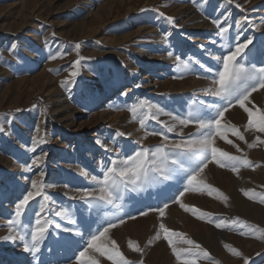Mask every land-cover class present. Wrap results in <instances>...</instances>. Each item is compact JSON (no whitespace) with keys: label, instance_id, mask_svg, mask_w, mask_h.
<instances>
[{"label":"rangeland","instance_id":"rangeland-1","mask_svg":"<svg viewBox=\"0 0 264 264\" xmlns=\"http://www.w3.org/2000/svg\"><path fill=\"white\" fill-rule=\"evenodd\" d=\"M167 16L175 18V25ZM218 24L229 28L225 38L218 35ZM246 38L257 49L264 45V0H0V128L4 129L0 132V264H33V254L24 250L20 239L15 245L2 239L30 231L27 225L18 231L7 224L15 203L32 190L31 181L44 183L50 197L48 202L39 197L30 201V216L40 215L39 200L46 206L40 218L53 221L39 254L43 264H77L76 254L90 239L87 225L95 233L120 218L125 223L111 229L108 239L117 242L132 264H182V260L245 264V258L248 264H264V231L258 230H264V203L260 202L264 198V133L248 126L247 113L238 105L221 121L232 143L215 138L216 147L249 161L247 165L241 161L238 173L211 162L198 177L203 183L187 191V177L179 174L163 184L129 189L122 201L99 209L96 200L81 199L83 189L99 195L92 177H101L111 161L198 135L195 123L181 125L174 117L188 118L192 113L209 118L203 106L222 102L205 90L213 86L229 39L245 42ZM61 53L62 59L51 58ZM150 55L152 62L145 63ZM177 56L191 58L189 67H183ZM80 57L79 74L72 77ZM246 103L253 110L264 109V89L254 92ZM149 104L156 107L149 110ZM133 107L135 116L130 111ZM153 115L158 119H152ZM142 119L146 127H141ZM166 125L174 131L167 132ZM232 126L244 135V141L231 133ZM151 132H163L168 141ZM34 139L46 142L30 152ZM37 157L43 162L28 171ZM207 186L218 191L210 192ZM174 196L199 211H186L172 202ZM164 203L169 207L163 217L159 211H149ZM61 210L67 216L55 214ZM142 211L148 215H140ZM201 213L209 215L202 219ZM221 221L227 226L217 228ZM160 223L184 234L172 237L174 246L182 250V260H177ZM189 239L210 256L184 242ZM129 240L143 251L129 248ZM89 255L99 264H112L92 250Z\"/></svg>","mask_w":264,"mask_h":264},{"label":"snow or ice","instance_id":"snow-or-ice-1","mask_svg":"<svg viewBox=\"0 0 264 264\" xmlns=\"http://www.w3.org/2000/svg\"><path fill=\"white\" fill-rule=\"evenodd\" d=\"M237 7H240L237 4ZM161 16L164 13H160ZM167 21L175 25V18L172 16L166 17ZM217 23V22H214ZM218 35L221 38H225L229 33L228 27H221L218 24ZM251 45V48L249 47ZM77 49L80 48V45H75ZM255 49V51H254ZM223 51V49H222ZM172 55V53H169ZM63 53L53 55L51 58L53 60L57 58H63ZM80 59H77L74 62L73 67L77 70H74L70 73L72 77H75L79 74L78 68L80 65ZM176 59L180 64L187 68L192 62L191 58L184 60L181 57L177 56ZM195 63L199 64V61L196 60ZM259 65V66H258ZM51 71V69H50ZM212 70L209 69V72ZM212 87L207 88L205 91L208 95L219 98L222 102L218 105H204V115H207L209 118L204 119L199 116H194L192 113L188 114V118H181L180 116L174 117L178 120L181 125H188L195 123L198 128V135L191 137L187 140L181 139L180 142H172L171 144L164 143L161 146L156 147L154 150L147 148L135 151L134 154L127 156L125 159L117 162L111 161L110 167H106L102 172L101 177L93 176L92 180L95 181L98 185L99 195H95V191L92 189H83V196L81 199H85L88 203H91L93 200L97 201V208H101L104 205H112L116 201H122L124 194L129 191H136L138 188L144 185H153V184H163L165 181L172 180L179 174L186 175L187 177V187L192 188L197 186L203 181H198L205 169L208 167V164L215 162L221 167L230 166L234 172H239V165L242 161L243 164H249L247 159H243L239 156L231 155L228 152L222 151L220 148L215 146V138L220 136L222 139H225L229 144L232 143L231 140H228L227 134L225 131H222L221 121L225 116V113L228 112L232 107L238 105L241 109L247 113L248 116V126L255 127L259 132L264 133V109L256 107L253 110L252 107H249L246 102L250 103V97L254 92L264 89V45H261L259 49L253 44L251 38H246L245 42H237L234 39H229L227 45V54L222 55V58L218 62V67L215 73V77L212 80ZM127 95V93H124ZM156 106L149 104L148 108L151 110ZM163 111V109H158ZM20 111V109H17ZM133 116L137 113V108L133 107L130 109ZM214 113V114H213ZM171 115V113H168ZM152 119H158L157 116H151ZM141 127H146L145 120L140 121ZM167 132H173V126H167ZM4 129L0 128V132ZM231 133L237 136L241 141L245 140L244 135L239 131L238 128L232 126ZM150 135H161L165 142L168 141V137L164 135L163 132H151ZM118 135H124V133H118ZM257 141H260V137L255 138ZM43 139L33 140L32 146L28 149L30 152L36 151V145L45 143ZM254 145H249L252 147ZM237 150L239 151V146L236 145ZM222 159L225 163H222ZM43 162L42 157H37L32 159L31 165L27 166V170H32V165L38 166ZM258 166V165H257ZM44 175L43 172L40 174ZM31 191H27L22 198L18 199V202L15 203L14 213L8 218V224L10 230L17 229L18 231L22 229L23 225L30 227V231H25L23 235H14L9 234L2 237L4 240H16L19 238L23 243L24 250L33 254V264H43V261L40 259V253L42 246L44 245L45 240L51 234L50 229L53 227V221L49 219L42 220L40 215L43 214V211L46 210L45 204H41L37 200L38 210L40 215L35 213L32 216L29 215L32 212L30 201L36 200L37 197L42 199L45 202L50 200L49 195L46 192V185L42 182L31 181ZM211 191H218V189L211 188L207 186ZM180 196L184 195V192L179 193ZM245 196H249V192H244ZM227 199V197H225ZM173 203H180L177 197L172 198ZM261 203H264V198H261ZM182 208H185L186 211H191L193 214L199 210L196 208H188L183 203H180ZM119 207V205H117ZM169 205L164 203L162 207L150 208L149 211H159L161 217L165 215V209ZM57 216L65 217L67 216L66 211H57L55 213ZM140 215H148V212L142 211ZM208 213H201L200 218L208 216ZM34 218V226L32 225V220ZM129 219H135L133 216H129ZM238 219V218H237ZM236 221H233L235 223ZM71 223L75 225L76 220H71ZM82 224L87 225V222L82 220ZM125 223L124 219L120 218L117 222H107V226L98 228L95 233L91 231V225H87L90 239L87 244L83 246L82 250H79L76 254L77 264H99V261L94 259L89 255V251L92 250L95 253L100 254L101 256L106 257L108 260L112 261V264H132L123 253L119 250V246L114 239H108L109 232L111 229H114L118 224ZM243 223V222H241ZM217 228L226 227L227 225L221 221L216 223ZM61 227L60 223L55 224V228L59 229ZM159 228L165 233V239L170 245H173L172 251L175 254L177 260H182V250L177 249L174 246V241L172 240L173 236H183V233H177L170 231L163 223L159 224ZM264 231L262 229H258ZM65 232H72V228H64ZM77 235H82L80 232L76 233ZM155 239H160V234L155 235ZM107 240V243L105 241ZM185 243L189 245H194L196 249L200 250V254L205 257H209L210 253L207 250L202 249V247L193 240H186ZM75 243H79L75 241ZM151 243V241H149ZM111 245L108 246V245ZM129 248H132L136 252H142L143 250L133 241H128ZM234 255L240 256L241 253L232 248L230 245H225ZM188 251V250H183ZM139 264H143V261H140ZM182 264H196L194 260H182ZM214 264H219V261H215ZM245 264H248V258H245Z\"/></svg>","mask_w":264,"mask_h":264},{"label":"bare ground","instance_id":"bare-ground-1","mask_svg":"<svg viewBox=\"0 0 264 264\" xmlns=\"http://www.w3.org/2000/svg\"><path fill=\"white\" fill-rule=\"evenodd\" d=\"M155 59V58H154ZM152 60H153V56L152 55H150V56H146L145 58H144V62L146 63V62H152ZM17 239H19V238H17ZM17 239L16 240H11L10 241V243L12 244V245H15L16 244V242H18L17 241Z\"/></svg>","mask_w":264,"mask_h":264}]
</instances>
